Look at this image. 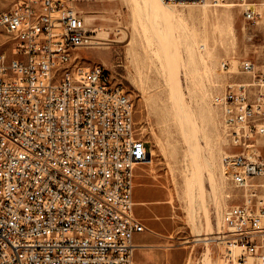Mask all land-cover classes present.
<instances>
[{
  "label": "built area",
  "instance_id": "obj_1",
  "mask_svg": "<svg viewBox=\"0 0 264 264\" xmlns=\"http://www.w3.org/2000/svg\"><path fill=\"white\" fill-rule=\"evenodd\" d=\"M239 2L256 24L264 0ZM91 38L67 0H0V264H134L146 230L135 180L151 149L111 71L78 61ZM240 67L251 81L213 97L237 145L264 136V62ZM224 163L249 195L222 214V264H264V161Z\"/></svg>",
  "mask_w": 264,
  "mask_h": 264
},
{
  "label": "rangeland",
  "instance_id": "obj_2",
  "mask_svg": "<svg viewBox=\"0 0 264 264\" xmlns=\"http://www.w3.org/2000/svg\"><path fill=\"white\" fill-rule=\"evenodd\" d=\"M67 3L92 36L77 51L78 61L106 66L132 97L138 136L153 154L152 164L137 172L136 219L164 240L173 263L222 264V214L249 195L231 182L224 159L244 154L264 161V136L235 144L213 97L251 81L241 73L242 61L264 62V7L254 24L239 0L170 4L173 15L160 21L143 0ZM193 171L198 188L191 203Z\"/></svg>",
  "mask_w": 264,
  "mask_h": 264
},
{
  "label": "crops",
  "instance_id": "obj_3",
  "mask_svg": "<svg viewBox=\"0 0 264 264\" xmlns=\"http://www.w3.org/2000/svg\"><path fill=\"white\" fill-rule=\"evenodd\" d=\"M164 244V240L151 232H146V230L136 234L134 264H136V257L138 258L137 264H178V262H172L173 252H169Z\"/></svg>",
  "mask_w": 264,
  "mask_h": 264
},
{
  "label": "bare ground",
  "instance_id": "obj_4",
  "mask_svg": "<svg viewBox=\"0 0 264 264\" xmlns=\"http://www.w3.org/2000/svg\"><path fill=\"white\" fill-rule=\"evenodd\" d=\"M207 1V0H206ZM164 2V3H163ZM143 3L145 4V6L148 8V10H150L151 12L155 13L156 17L158 16V20L160 21V19H162L164 16L165 18H169L173 15V9L171 8L170 4L172 3H168L166 4L164 0H143ZM176 4H192V3H176ZM150 12V13H151ZM154 16V15H153ZM160 18V19H159ZM156 19V18H155ZM162 21V20H161ZM78 58V57H77ZM152 151H151V158L149 159L148 164L151 165L153 162V156H152ZM208 162V161H207ZM208 165L211 167V163L208 162ZM197 177H196V173L195 171H193L192 173V177L188 182V195L190 197V202L192 203V198L194 196V191L197 189ZM190 203V204H191ZM196 235V234H195ZM201 235V234H200ZM198 234V236H200ZM197 236V237H198ZM219 238V237H218ZM197 239V238H196ZM195 239V240H196ZM204 239V238H203ZM202 240L198 237L197 239ZM205 240V239H204Z\"/></svg>",
  "mask_w": 264,
  "mask_h": 264
}]
</instances>
